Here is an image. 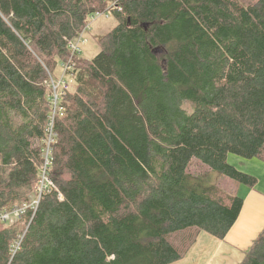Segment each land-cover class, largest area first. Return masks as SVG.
Here are the masks:
<instances>
[{
  "label": "trees",
  "instance_id": "16d2710c",
  "mask_svg": "<svg viewBox=\"0 0 264 264\" xmlns=\"http://www.w3.org/2000/svg\"><path fill=\"white\" fill-rule=\"evenodd\" d=\"M113 5L100 53L72 59L55 189L0 226V264H172L225 239L258 184L228 155L264 162V0H0V213L35 197L51 76ZM241 264H264V230Z\"/></svg>",
  "mask_w": 264,
  "mask_h": 264
},
{
  "label": "crops",
  "instance_id": "0c3cea01",
  "mask_svg": "<svg viewBox=\"0 0 264 264\" xmlns=\"http://www.w3.org/2000/svg\"><path fill=\"white\" fill-rule=\"evenodd\" d=\"M258 180L254 188L240 186L238 193L244 199V206L225 239L202 232L188 254L172 264H241L248 246L264 230V185Z\"/></svg>",
  "mask_w": 264,
  "mask_h": 264
},
{
  "label": "built area",
  "instance_id": "2783aa9c",
  "mask_svg": "<svg viewBox=\"0 0 264 264\" xmlns=\"http://www.w3.org/2000/svg\"><path fill=\"white\" fill-rule=\"evenodd\" d=\"M115 8V5L112 6V8L108 9L107 11L104 12H96L94 14H92L89 18V22L87 24V26L84 28V30L78 35V37L72 41L69 42L68 46L69 49L71 51V59L66 62L63 63V68H64V76L66 75H70L71 70L73 69L72 66V58L79 54L81 51V48L84 44H86L87 40L85 39V34L87 32V30L89 29L92 20H97L99 17H109V16H113V9ZM50 87L52 88V105H53V114H52V120L50 123V128H49V137L47 140V144H48V148L45 154V165L43 168V172L41 175V179L39 181V183L37 184V190H36V195L35 197L27 204L20 206V207H16L10 211H4L2 213H0V226H8L11 224H14L15 222L19 221L20 219H22V217L28 212V211H33V213L35 214V212L38 209L39 203H40V199L42 198V195L44 194V192L46 191H51L53 189H55L54 184L52 183V181L48 178L46 170L48 165L50 164L49 162V157H50V146L51 143L53 141V131H52V126H53V122L55 120V117L57 116V114H62L63 112V108L61 107V100L62 97L64 95V93L66 92V90L69 89L68 83L65 81V78L60 79L58 82H56L53 79V76H51V80H50ZM21 239L16 241L14 243V245L12 246V253L13 255L19 250L20 247V243H21Z\"/></svg>",
  "mask_w": 264,
  "mask_h": 264
},
{
  "label": "rangeland",
  "instance_id": "374dc122",
  "mask_svg": "<svg viewBox=\"0 0 264 264\" xmlns=\"http://www.w3.org/2000/svg\"><path fill=\"white\" fill-rule=\"evenodd\" d=\"M117 23H118L117 19L113 16H109V17L103 16V17H99L95 21L92 20V23L85 34V39L87 40V42L82 46L81 51L78 54L79 57L85 60L94 59L101 51L98 41L103 36L108 34L112 29H114ZM63 78H65V81L68 83L69 89H71L73 80L70 75L64 76L63 63H59L57 68L53 72V79L56 82H58L60 79ZM228 162L230 165L236 167L241 172L252 174L256 176L258 179L260 178L262 180V184L264 185V170L262 169L264 168V162L256 158H252V159L243 158L236 154H229ZM221 176L222 175L216 171L211 173L210 174V180L212 181L211 183L219 182V180L222 179ZM261 188L263 189V187L260 186V189ZM252 245L253 244L248 246L249 247L248 250L251 248Z\"/></svg>",
  "mask_w": 264,
  "mask_h": 264
}]
</instances>
